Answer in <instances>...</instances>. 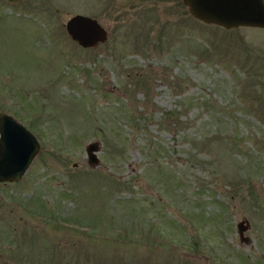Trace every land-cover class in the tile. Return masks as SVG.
<instances>
[{
    "label": "rangeland",
    "instance_id": "obj_1",
    "mask_svg": "<svg viewBox=\"0 0 264 264\" xmlns=\"http://www.w3.org/2000/svg\"><path fill=\"white\" fill-rule=\"evenodd\" d=\"M76 12L107 39L74 41ZM263 90L264 27L183 0H0V109L40 142L0 181V264H264Z\"/></svg>",
    "mask_w": 264,
    "mask_h": 264
},
{
    "label": "water",
    "instance_id": "obj_2",
    "mask_svg": "<svg viewBox=\"0 0 264 264\" xmlns=\"http://www.w3.org/2000/svg\"><path fill=\"white\" fill-rule=\"evenodd\" d=\"M19 2L20 0H7ZM190 13L207 23H216L227 28L250 25L264 26V0H183ZM69 36L83 47L104 42L108 37L105 26L95 16L76 12L65 21ZM264 96V90H263ZM40 147L35 133L13 114L0 109V181L20 178ZM98 140L85 144L87 162L95 166L100 163L97 151ZM241 240L248 241L244 234L248 227L246 219L237 222Z\"/></svg>",
    "mask_w": 264,
    "mask_h": 264
},
{
    "label": "flooded vegetation",
    "instance_id": "obj_3",
    "mask_svg": "<svg viewBox=\"0 0 264 264\" xmlns=\"http://www.w3.org/2000/svg\"><path fill=\"white\" fill-rule=\"evenodd\" d=\"M240 26V25H239ZM235 27H237V26H235ZM261 27H264V26H261ZM232 28V27H231Z\"/></svg>",
    "mask_w": 264,
    "mask_h": 264
}]
</instances>
